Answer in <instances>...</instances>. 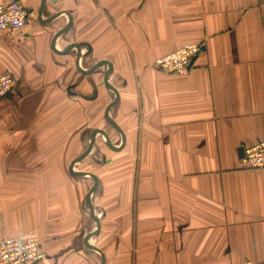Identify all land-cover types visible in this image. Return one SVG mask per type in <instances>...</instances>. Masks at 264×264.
Wrapping results in <instances>:
<instances>
[{"label": "crops", "instance_id": "1", "mask_svg": "<svg viewBox=\"0 0 264 264\" xmlns=\"http://www.w3.org/2000/svg\"><path fill=\"white\" fill-rule=\"evenodd\" d=\"M10 0H0L7 2ZM20 28L0 31V75L18 80L0 101V240L35 235L38 264H244L264 261V168L241 149L264 139V0H20ZM203 51L183 74L152 66L184 45ZM86 46H82L81 53ZM96 94V96H94Z\"/></svg>", "mask_w": 264, "mask_h": 264}, {"label": "built area", "instance_id": "2", "mask_svg": "<svg viewBox=\"0 0 264 264\" xmlns=\"http://www.w3.org/2000/svg\"><path fill=\"white\" fill-rule=\"evenodd\" d=\"M30 12L20 0L0 2V31L24 26ZM203 43L187 44L183 47L156 58L152 66L158 70L183 74L192 65V60L203 51ZM18 80L11 74L0 75V101L16 91ZM241 166L250 169L264 168V139L245 148ZM46 254L35 235L4 236L0 240V264H38ZM244 264H264L246 260Z\"/></svg>", "mask_w": 264, "mask_h": 264}, {"label": "water", "instance_id": "3", "mask_svg": "<svg viewBox=\"0 0 264 264\" xmlns=\"http://www.w3.org/2000/svg\"><path fill=\"white\" fill-rule=\"evenodd\" d=\"M45 6H46V0H43L42 1V7L40 9V13H39V16L40 18L42 19V15H43V12H44V9H45ZM64 14H67L69 16V22L68 24L63 27L54 37L53 39V47L55 50H57L58 52L60 53H63V54H68L70 53L72 50L74 49H77L78 51V57H77V64H78V67L79 69L85 73V74H93L96 72V70L101 67L103 64L107 63L108 64V69L106 70L105 72V75H104V81H105V85L106 87L111 90L114 94H115V98L114 100L112 101V103L110 105H108L107 109H106V118L107 120L116 128V130L122 135V144L120 147H116L115 145H113L109 139V135L104 131V130H101V129H94L91 133V136H90V144L87 148V150L82 154L80 155L77 159H75V161H73V163L71 164V167H70V173L74 176H91L94 181H95V184L94 186L92 187V189L89 191L88 195H87V200H88V204H89V208H90V211H91V215L92 217L94 218V220L96 221V224H97V228L95 231H93L92 233L88 234L85 239H84V246L87 248V249H90V250H94L96 252H98L100 255H101V258H102V262L101 264H105L106 262V257H105V254L98 248L96 247L95 245H92L89 243V240H91L93 237H95L98 233H99V230H100V220L99 218L96 216L95 214V210H94V206L92 204V199H91V196H92V193L94 192V190L97 188L98 184H99V180L97 178L96 175H94L93 173H85V172H75L74 171V165L78 162H80L81 160H83L92 150L93 146H94V143H95V137H96V134L100 133L103 137H104V140L105 142L114 150H119L121 149L123 146H124V143H125V136H124V133L122 131V129L120 128V126L110 117L109 115V112L110 110L112 109V107H114L115 105L118 104L119 102V99H120V96H119V92L118 90L109 83V77L110 75L112 74L113 72V65L111 62L109 61H101L97 64H95L93 67H91L90 69H84L82 66H81V60L83 57L87 56L88 54L91 53L92 51V47L91 45H89L88 43H72L70 45H68L64 50L62 51H59L57 48H56V44H57V41L58 39L64 34L66 33L67 31H69L72 27V24H73V18H72V14L69 12V11H62V12H58L52 16H50L48 19H46L44 21V23L46 24H51L53 22H55L60 16L64 15ZM82 46H86L87 49L85 52L81 53V48ZM196 60V58H194L192 60V63L191 65L194 63V61ZM96 96V94L94 95ZM244 151H245V148L242 147L241 149V155L244 156Z\"/></svg>", "mask_w": 264, "mask_h": 264}, {"label": "flooded vegetation", "instance_id": "4", "mask_svg": "<svg viewBox=\"0 0 264 264\" xmlns=\"http://www.w3.org/2000/svg\"><path fill=\"white\" fill-rule=\"evenodd\" d=\"M95 144V143H94Z\"/></svg>", "mask_w": 264, "mask_h": 264}]
</instances>
